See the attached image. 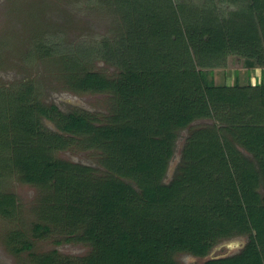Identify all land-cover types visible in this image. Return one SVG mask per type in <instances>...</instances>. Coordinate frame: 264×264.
<instances>
[{"label":"trees","instance_id":"1","mask_svg":"<svg viewBox=\"0 0 264 264\" xmlns=\"http://www.w3.org/2000/svg\"><path fill=\"white\" fill-rule=\"evenodd\" d=\"M85 1L116 12L119 32L77 44L35 35L26 59L57 60L68 88L109 94V106L63 109L33 80L0 84V178L39 188L41 214L91 244L81 264H181L175 250L204 254L234 233L247 235L239 250L198 264H264V0ZM230 54L258 72L215 83ZM198 118L213 120L191 127L165 180L179 130ZM74 145L100 166L56 155ZM17 207L0 189V215Z\"/></svg>","mask_w":264,"mask_h":264},{"label":"rangeland","instance_id":"2","mask_svg":"<svg viewBox=\"0 0 264 264\" xmlns=\"http://www.w3.org/2000/svg\"><path fill=\"white\" fill-rule=\"evenodd\" d=\"M119 19L112 9L89 5L85 0H0V84L10 86L20 80H33L40 87L39 98L43 101L55 102L63 109L77 106L94 113L106 111L110 103L109 94L70 89L61 76L57 60L48 56L40 58L35 53L27 60L26 53L36 43L32 38L35 35L47 41L49 37L53 39L59 35L66 44L106 35L111 38L119 32L116 30L120 25ZM92 66L107 73L115 69L102 58H94ZM251 69L243 65L242 58L230 54L224 66L213 67L212 75L215 83L232 82L235 78L245 83L251 71L258 72L256 68ZM212 120L198 118L179 130L165 180L170 179L175 171L191 127L211 123ZM47 123L53 127L49 121ZM56 155L100 166L96 150L78 145L57 151ZM0 189L13 193L18 205L13 215H0V264H43L46 256L54 260L59 256L66 257L71 264L82 263L83 257L92 250L91 244L83 237L74 236L76 229H62V222L55 223L56 219L50 220L41 214L44 206L38 198L39 188L11 174L0 178ZM37 223L40 224L39 229L35 227ZM176 228L171 227L169 234L179 240V229ZM246 239L247 235L243 233L222 236L204 254L177 249L174 258L181 264H198L217 255L236 252Z\"/></svg>","mask_w":264,"mask_h":264}]
</instances>
